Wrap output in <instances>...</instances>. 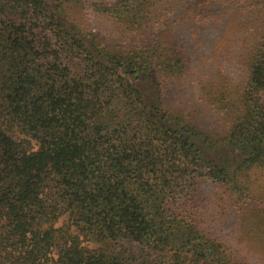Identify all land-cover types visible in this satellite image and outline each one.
<instances>
[{
  "label": "trees",
  "instance_id": "obj_1",
  "mask_svg": "<svg viewBox=\"0 0 264 264\" xmlns=\"http://www.w3.org/2000/svg\"><path fill=\"white\" fill-rule=\"evenodd\" d=\"M81 10L122 41L86 31ZM231 22L241 80L207 93L202 124L173 100L185 49L156 33ZM259 173L264 0H0V264H248L206 228L202 193L238 206Z\"/></svg>",
  "mask_w": 264,
  "mask_h": 264
},
{
  "label": "rangeland",
  "instance_id": "obj_2",
  "mask_svg": "<svg viewBox=\"0 0 264 264\" xmlns=\"http://www.w3.org/2000/svg\"><path fill=\"white\" fill-rule=\"evenodd\" d=\"M87 1L113 4L118 0ZM195 1L198 3L202 0ZM75 19L104 44L118 43L126 33L116 21L95 15L90 10L78 11ZM213 22L209 20V23ZM203 24H197L195 28L189 25L187 28L179 26L172 27V30L160 29L156 36L171 43L176 38L179 48L185 49L189 75L176 89L177 93L174 92L175 98L171 99L182 102L185 108L193 111V116L200 123L206 124L209 121V114L204 108L207 93H213L217 87H228L232 91L235 89L241 80L239 54L248 47H244L247 41L239 33V24L231 22L225 28L215 29L204 28ZM143 35L150 37L151 30H146ZM144 87L150 92L148 82ZM32 146L33 149L38 147L34 141ZM259 176L260 173L252 175L250 180L248 178L250 190L238 206L227 190L211 183L204 184L202 193L203 210L207 211L204 220L206 228L209 227V231L223 239L234 256L248 264H264V174ZM66 222L67 217H61L57 226ZM83 245L90 249L101 246L94 237L84 240ZM127 246L137 247L132 243H127Z\"/></svg>",
  "mask_w": 264,
  "mask_h": 264
}]
</instances>
